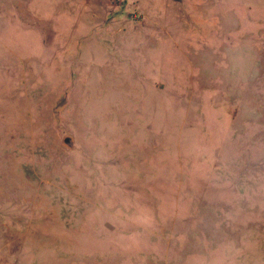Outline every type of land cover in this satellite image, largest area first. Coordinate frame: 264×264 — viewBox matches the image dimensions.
<instances>
[{
  "label": "rangeland",
  "instance_id": "rangeland-1",
  "mask_svg": "<svg viewBox=\"0 0 264 264\" xmlns=\"http://www.w3.org/2000/svg\"><path fill=\"white\" fill-rule=\"evenodd\" d=\"M0 264H264V0H0Z\"/></svg>",
  "mask_w": 264,
  "mask_h": 264
}]
</instances>
